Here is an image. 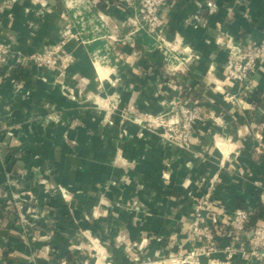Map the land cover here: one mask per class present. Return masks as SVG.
Masks as SVG:
<instances>
[{
    "label": "crops",
    "instance_id": "0c3cea01",
    "mask_svg": "<svg viewBox=\"0 0 264 264\" xmlns=\"http://www.w3.org/2000/svg\"><path fill=\"white\" fill-rule=\"evenodd\" d=\"M160 12L170 52L136 31L131 0H0V39L26 58L0 67V264H172L197 245L207 196L226 227L238 208L264 225V61L245 83L228 74L264 36V0H167ZM67 26L79 36L70 64L29 59ZM185 99L205 115L189 148L144 125L178 120ZM243 242L225 228L195 264H254Z\"/></svg>",
    "mask_w": 264,
    "mask_h": 264
},
{
    "label": "built area",
    "instance_id": "2783aa9c",
    "mask_svg": "<svg viewBox=\"0 0 264 264\" xmlns=\"http://www.w3.org/2000/svg\"><path fill=\"white\" fill-rule=\"evenodd\" d=\"M137 6V14L133 25L136 31H142L159 44L160 48L170 52L169 45L162 37L164 16L160 12L167 0H131ZM79 40V36L67 26L59 43L46 48L41 53L35 54L33 59L39 67L54 68L61 62H66L71 55L65 48L71 40ZM10 60L16 64H23L26 60L20 51L12 50L8 44L0 39V67L5 66ZM264 61V36L259 43L248 41L242 45L240 52L232 61L228 74L234 80L245 83L257 65ZM179 119L167 121L164 119L148 118L144 125L150 129L162 131L163 139L181 148H189L193 138L195 126L204 119L202 108L195 102L182 100L177 104ZM250 211L238 208L233 211L231 220L228 223L229 235L236 243H241L242 234L249 220ZM227 228L218 218L217 212L213 209L210 198H200L196 201L191 233L196 246L181 260H173L172 264H195L199 257L211 258L216 251V238ZM242 254L254 261V264H264V225L258 224L247 242H243L240 248ZM213 264L214 261L210 260ZM165 264V263H163Z\"/></svg>",
    "mask_w": 264,
    "mask_h": 264
},
{
    "label": "trees",
    "instance_id": "16d2710c",
    "mask_svg": "<svg viewBox=\"0 0 264 264\" xmlns=\"http://www.w3.org/2000/svg\"><path fill=\"white\" fill-rule=\"evenodd\" d=\"M143 35H146L148 36L146 33L142 32ZM149 38H151L150 36H148ZM20 68L22 66H19ZM189 91H186V94L184 95V97L187 99L189 98ZM261 106L264 107V102L261 103ZM255 115L256 117L260 120H264V114H261L260 111H256L255 112ZM240 205V204H239ZM10 207L9 204L5 203V202H2L0 200V225H2V223L5 221V219H7V216H8V211L7 209ZM12 210V213L15 215V218H16V221L19 220V216H18V211L15 209V208H11ZM10 211V212H11ZM259 220V212H250V215H249V220L246 224V227H245V230L242 234V240L246 241L249 239V237L251 236L254 228L259 224L258 222ZM228 228V227H227ZM7 257V253H4L3 254V258L6 259Z\"/></svg>",
    "mask_w": 264,
    "mask_h": 264
},
{
    "label": "rangeland",
    "instance_id": "374dc122",
    "mask_svg": "<svg viewBox=\"0 0 264 264\" xmlns=\"http://www.w3.org/2000/svg\"><path fill=\"white\" fill-rule=\"evenodd\" d=\"M56 45V44H55ZM33 60V59H32ZM72 61V56H71V58L68 60V61H66V62H61L60 64H59V67H63V66H66V65H68V64H70V62ZM35 63V62H34ZM37 66H38V64L37 63H35ZM58 67V66H57ZM57 67H54V68H57ZM61 193H62V195L65 197V198H67V196H68V192L66 191V190H64V189H62L61 190ZM40 218H38V220H39Z\"/></svg>",
    "mask_w": 264,
    "mask_h": 264
}]
</instances>
